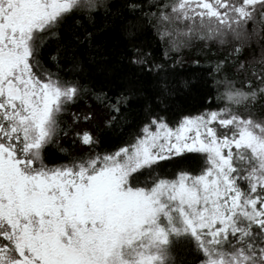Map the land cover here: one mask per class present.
I'll use <instances>...</instances> for the list:
<instances>
[{"label": "snow or ice", "instance_id": "6c2138e0", "mask_svg": "<svg viewBox=\"0 0 264 264\" xmlns=\"http://www.w3.org/2000/svg\"><path fill=\"white\" fill-rule=\"evenodd\" d=\"M110 26L129 63L157 81L163 106L149 104L115 151L98 150L97 121L128 126L133 87L109 96L59 74L62 60L79 67L82 48L98 54ZM146 29L162 56L136 43ZM53 41L57 72L40 60ZM216 43L227 52L210 75L226 105L170 127L161 111L184 52ZM86 96L102 112L73 111ZM62 139L88 152L73 155ZM54 144L67 162L53 160ZM188 154L202 160L198 172L164 171L196 158ZM177 245L191 264H264V0H0V264H189L173 255Z\"/></svg>", "mask_w": 264, "mask_h": 264}, {"label": "trees", "instance_id": "16d2710c", "mask_svg": "<svg viewBox=\"0 0 264 264\" xmlns=\"http://www.w3.org/2000/svg\"><path fill=\"white\" fill-rule=\"evenodd\" d=\"M110 3L116 4L120 0H109ZM102 21L97 17V28H100ZM136 43L144 47L145 51H152L153 54L162 56L163 48L160 46L152 29H146L138 36ZM96 44L99 45V53H92L85 49L80 50V65L75 70H71L70 63L65 59L60 61L59 74L65 79H79L89 87L97 91L106 92L113 96L116 92L126 86L133 87L135 95L130 102V123L123 130L117 128L114 130L103 129V122L97 121L102 131L99 133L103 141L101 149H110L115 151L116 148L124 146L128 140L129 134L136 127V122L143 118L145 108L150 104L155 111H160L163 107L157 103V97L160 96L161 90L157 81L150 75L145 74L137 66L129 63L130 49L126 39L117 27L104 28L96 38ZM235 46V43L233 44ZM227 52V45L221 46L219 43L211 47L210 52H201L199 49L184 52V66L177 67L172 74L169 86L173 93L172 96L165 100L167 105L166 111H161V115H167L169 124L175 125V121L183 115H197L205 110H216L218 107H224L226 100H217V96L225 91L224 86H217L213 77L210 75L211 65L217 59L223 58ZM56 54V44L53 41L47 48L41 52L40 60L43 67L51 72H57V64L52 61L51 57ZM259 54V49H257ZM199 59L200 64L204 67L193 69L190 67V61ZM194 71L198 75H194ZM223 75L216 76L215 79H222ZM184 81H188V86H184ZM211 102V108L209 103ZM85 105H91L92 109L102 112L101 106L92 96L82 97L74 106L73 111L83 110ZM88 127L93 134L97 129ZM60 147L71 152L73 155H80L88 152V148L77 142L75 145L71 139H62L59 141ZM49 152L53 160L57 163L67 162L68 156L62 153L54 144L50 147ZM187 160H175L167 163L164 171L174 174L181 168L193 171H199L202 160L198 154H188ZM171 178V176H169ZM173 255L179 260L181 257L186 258L191 264L192 257L187 250L180 245L174 248ZM198 264V261H197Z\"/></svg>", "mask_w": 264, "mask_h": 264}, {"label": "rangeland", "instance_id": "374dc122", "mask_svg": "<svg viewBox=\"0 0 264 264\" xmlns=\"http://www.w3.org/2000/svg\"><path fill=\"white\" fill-rule=\"evenodd\" d=\"M170 127H175V125H170Z\"/></svg>", "mask_w": 264, "mask_h": 264}]
</instances>
